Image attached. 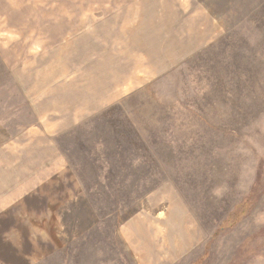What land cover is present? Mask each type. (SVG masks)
Returning <instances> with one entry per match:
<instances>
[{
  "label": "rangeland",
  "instance_id": "rangeland-1",
  "mask_svg": "<svg viewBox=\"0 0 264 264\" xmlns=\"http://www.w3.org/2000/svg\"><path fill=\"white\" fill-rule=\"evenodd\" d=\"M0 264H264V0H0Z\"/></svg>",
  "mask_w": 264,
  "mask_h": 264
}]
</instances>
